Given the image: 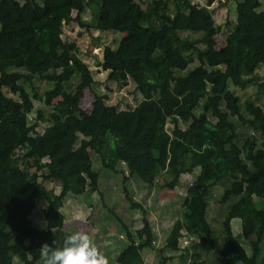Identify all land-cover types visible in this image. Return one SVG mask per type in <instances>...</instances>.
<instances>
[{
    "label": "trees",
    "instance_id": "trees-1",
    "mask_svg": "<svg viewBox=\"0 0 264 264\" xmlns=\"http://www.w3.org/2000/svg\"><path fill=\"white\" fill-rule=\"evenodd\" d=\"M69 1L0 0V264H39L44 243L61 244L72 233L65 229L61 204L67 194L81 195L87 188L99 192L91 152L102 167L114 169L123 162L131 175L151 186L163 174L159 189H175L181 175L199 167L200 181L187 187L171 231L182 237V227L196 238L192 248H183L181 259L206 264L204 253L219 248L220 257L212 264H264L259 257L264 210L255 205V198L264 202V108L250 100L242 104L228 86L264 85L256 74L264 66L262 0L237 1L235 23L220 47V28L209 8L213 0L204 5L191 0H78L76 15ZM85 7L94 11L90 23L81 17ZM71 22L123 33L115 49L103 47L97 65L108 80L121 86L128 79L135 83L142 99L134 108L105 117L107 95L95 92L91 110L80 107L95 79L79 57L78 45L62 37ZM182 32L200 37H183ZM35 81L53 85L40 94ZM34 98L51 112L45 118L39 110L30 124ZM233 117L257 133L260 142L250 136L239 145ZM40 121L48 123L41 133L36 130ZM49 180L59 181L58 192L44 184ZM217 186L223 190L216 200L222 241L207 216ZM123 192L131 208H141L126 187ZM38 198L47 204L44 227L30 219ZM235 218L241 220L249 252L233 233ZM120 222L127 244L109 264H142L141 253L154 247L149 221L144 218L135 232Z\"/></svg>",
    "mask_w": 264,
    "mask_h": 264
},
{
    "label": "rangeland",
    "instance_id": "rangeland-1",
    "mask_svg": "<svg viewBox=\"0 0 264 264\" xmlns=\"http://www.w3.org/2000/svg\"><path fill=\"white\" fill-rule=\"evenodd\" d=\"M237 1L238 0H213L209 6L213 11L214 21L220 28L216 36L217 47L225 44L226 36L232 30L236 20L235 6ZM191 2L198 5L206 4V0H191ZM69 4L72 9V14L76 15L79 8V1L70 0ZM146 5V2L142 3L143 8H145ZM259 9L264 10L263 0ZM81 17L88 23L92 22L94 17L93 9L91 7H85ZM122 35L123 33L113 30L99 31L94 28L88 30L86 27L80 26L76 22H71L64 26L63 39L75 42L78 45L79 57L88 64L95 79L91 90L86 91L84 97L80 101V107L87 112L92 108L93 92L107 95V99L105 100V117H112L120 110L132 109L142 99L140 92L136 89L135 83L131 79H128L127 85L121 86L115 81L108 80L107 72L101 70L100 66L97 65V62L102 59L103 47L110 46L115 49ZM181 35L189 38L200 37V33L192 32H182ZM199 45L203 47V44ZM194 63L195 61L190 64V67ZM37 69L42 70L41 67H37ZM256 74L260 77V81L264 83V66L259 67L256 70ZM77 80L78 79L74 77L72 80L73 85L77 83ZM23 85L30 91V86L27 83H23ZM35 85L39 87V93L43 94L44 91L51 88L53 84L48 81H35ZM228 86L230 91L240 99L242 104L250 100L264 108V85L259 88L257 85L248 84L245 88H239L229 82ZM4 91L7 95L13 96L8 90L5 89ZM57 100L58 99H55L53 102L55 103ZM33 103L34 107L28 115V122L30 124L34 122L39 110H41L45 118L48 117L51 112V108L46 106L41 100L34 98ZM222 108L224 109L223 105ZM211 120L215 121L213 118H211ZM231 120L236 123L237 130L239 131V145H242L244 140L250 136H255L257 141L260 142L257 133L254 134L246 125H241L236 118L233 117ZM47 125V122L40 121L36 129L37 132H43ZM186 125V123L180 122L182 128L186 127ZM167 126L170 128V122L167 123ZM91 159L93 170L97 172L99 176V192L87 188L81 195L67 194L64 197L61 204V211L65 216V229H71L74 232L82 230L87 233L90 230L89 234H91L96 244H102L104 238L111 239L114 245V247H111L112 253L116 252L115 254L117 255L127 244L120 220L126 226H130L132 231L135 232L142 228L143 220L146 218L155 236L153 239L154 247L147 248L141 253L143 260L142 264H185L188 260L181 259L183 248L187 246L192 248V242H194L196 238L191 234L190 237L186 235L188 232L182 227L180 228V231L183 233L182 237H174L171 231L184 203L187 187L191 184L199 183L200 181V168L196 167L191 173L181 175L179 185L173 190L168 188L159 189L157 184L162 181L163 174H159L156 180L157 186L144 183L131 174L127 175V177L130 178V186L132 188H135V186L139 187V195L137 196V200L139 201L137 203L140 204L141 208H131L123 192V187H126L127 183H125L126 172H124L122 166L117 164V172H111L102 167L97 154L91 152ZM44 184L48 188H53L56 192L59 191L60 183L58 180L44 181ZM134 191L135 190L132 189L131 192ZM222 191V187L220 186L213 189L207 213L208 220L215 231V236L220 241L223 240L224 235L222 234V225L216 219V200L221 197ZM46 205V201L43 198H38L36 200L35 209L30 216L33 225L38 227H44L46 225L43 214ZM255 205L264 210V202L257 198H255ZM223 215L224 211L222 212V217ZM232 229L235 237L249 252L247 239H245L241 233L240 219L235 218L232 220ZM119 233H122L124 238H121ZM29 249L30 248H28V251ZM1 252L0 250V254ZM107 253L108 256L111 255L110 252ZM116 255H114L115 258ZM219 257V248L204 253V258L207 261L206 264L214 263ZM259 257L262 258L264 262V237L261 241V253ZM115 258L109 259V263H114ZM18 261L19 259L14 255L13 263H17Z\"/></svg>",
    "mask_w": 264,
    "mask_h": 264
},
{
    "label": "clouds",
    "instance_id": "clouds-1",
    "mask_svg": "<svg viewBox=\"0 0 264 264\" xmlns=\"http://www.w3.org/2000/svg\"><path fill=\"white\" fill-rule=\"evenodd\" d=\"M44 243L39 249V264H109V259L100 250L93 238L78 230L68 233L61 244Z\"/></svg>",
    "mask_w": 264,
    "mask_h": 264
},
{
    "label": "crops",
    "instance_id": "crops-1",
    "mask_svg": "<svg viewBox=\"0 0 264 264\" xmlns=\"http://www.w3.org/2000/svg\"><path fill=\"white\" fill-rule=\"evenodd\" d=\"M119 165H121L122 166V168H123V170H124V172H126V177H125V183H127V185H126V189H127V191H128V193H129V196L131 197V199L132 200H135L134 202H138L139 200H137V196L139 195L138 194V192H139V187L138 186H135V188L133 187H131L130 186V183H129V180H130V178H128L127 177V175H129L130 174V172H129V170H128V168H127V166H126V164L125 163H123V162H119L118 163ZM117 166V165H116ZM116 166L114 167V169H108L109 171H111V172H117V170H116ZM132 176H134V175H132ZM99 177V176H98ZM138 178V177H137ZM98 184H99V181H98ZM141 184V183H140ZM143 185V184H142ZM154 188V187H153ZM132 189L133 190H135L134 192H131L132 191ZM95 191V190H94ZM150 191V190H149ZM139 204V203H138ZM130 227V226H129ZM130 230L132 231V229L130 228ZM70 231H72L71 229H70ZM90 231V230H89ZM89 231H88V234H89ZM153 231H154V229H153ZM72 232H74V231H72ZM154 234V233H153ZM90 236H91V234H89ZM122 235V233H119V236H121ZM158 235H160V234H158ZM154 236H155V234H154ZM123 241V240H122ZM97 242H99V241H97ZM97 245L99 246V248H100V250L101 251H103L104 252V254L107 256V258L108 259H114L115 257H114V255H116L115 253H112V246L114 247V245H113V241L111 240V239H107V238H104V240H103V242H102V244H100V243H97ZM121 251V250H120ZM119 251V252H120ZM107 252H110L111 253V255H109L108 256V253ZM118 252V253H119Z\"/></svg>",
    "mask_w": 264,
    "mask_h": 264
}]
</instances>
